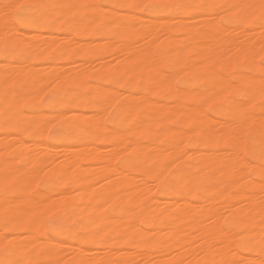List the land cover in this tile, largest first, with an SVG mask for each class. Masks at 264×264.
Returning a JSON list of instances; mask_svg holds the SVG:
<instances>
[{
	"label": "bare ground",
	"instance_id": "obj_1",
	"mask_svg": "<svg viewBox=\"0 0 264 264\" xmlns=\"http://www.w3.org/2000/svg\"><path fill=\"white\" fill-rule=\"evenodd\" d=\"M137 2L0 0V261L61 264V242L54 249L37 235L38 226L45 234L40 211L72 202L86 213L104 202L100 210L110 203L112 211L142 214L87 219L93 232L75 240L78 252L65 242L72 255L64 264L264 260V67L252 63L264 55V26L259 8L237 19L229 7L260 0H169L192 7L150 17L121 7ZM6 3L43 5L25 10L43 16L40 26L9 39ZM44 88L63 93L54 96L65 97L61 111L53 109L58 100L49 113L38 110L33 97ZM230 93L238 99L225 101ZM52 123L61 130L49 135ZM36 178L52 183L39 191ZM150 181L165 201L152 198ZM153 210L166 221H149ZM145 224L156 232H144ZM100 238L107 251L89 256L86 245Z\"/></svg>",
	"mask_w": 264,
	"mask_h": 264
},
{
	"label": "rangeland",
	"instance_id": "obj_2",
	"mask_svg": "<svg viewBox=\"0 0 264 264\" xmlns=\"http://www.w3.org/2000/svg\"><path fill=\"white\" fill-rule=\"evenodd\" d=\"M182 1H185V0H182ZM136 13L139 15V16H143V17H150L149 16V14L148 13H143V12H139V11H136ZM79 41L80 42H87L88 41V39L87 38H81V39H79ZM260 55V56H259ZM255 56V55H254ZM254 56H253V58H252V63L254 64L255 63V65H257L258 67H260V65L262 64V61H261V57L262 56H264V55H261V54H258L257 56H255L256 58H254ZM1 60H2V62H4V60L3 59H1L0 58V64H2L1 63ZM260 63V64H259ZM34 65H36L35 63H33ZM219 70L220 71H223L224 72V70L222 69V68H219ZM226 72H227V74L229 75V76H231L233 73H234V69H229V70H226ZM92 83H95L94 81H91ZM177 84H178V82H177ZM194 87V86H193ZM67 90H69V89H71L70 88V86H67V88H66ZM44 90H45V88H44ZM43 90V91H44ZM39 93H40V95H39V98L37 97L38 96V93H37V96L36 97H33V102H34V104L36 105V107L38 108V110L39 111H41V112H43V113H49L50 111H52V104L55 102V100L57 101L56 102V104L57 105H55V106H53V109L55 110V111H61V109L63 108L62 106H64L63 105V103L65 102V100H64V98L65 97H54V96H62V92L61 91H55L54 92V90H52V89H48V88H46V90L44 91V92H42V94H41V90L39 91ZM54 93V94H53ZM230 96H232V97H224V100L226 101V99L227 98H233V99H238V97H233L234 96V94L233 93H230L229 94ZM154 101H158V102H162V100H164L163 101V103L165 102V103H168V104H172V99L171 98H162V97H151ZM216 100L218 101V100H220V101H218L217 103H216ZM214 102H210V107H214L215 106V104L214 103H216V105H222V104H224V101H223V97H220V98H218V99H216ZM262 100H264V97L262 98ZM49 101V102H48ZM223 101V102H222ZM187 103L189 104V105H191V104H194L195 102L194 101H192V100H187ZM219 103V104H218ZM261 103V101H258V102H256L255 103V105H258V104H260ZM263 103H264V101H263ZM43 104H45V106H43ZM45 108V109H44ZM22 109L26 112L27 111V108H26V106L25 105H23L22 106ZM210 115L213 117V118H219L218 116H216V115H213L211 112H210ZM48 127L46 128L47 129V131H48V134L49 135H51V134H53V133H59L60 132V127L59 126H57V125H54L53 123L51 124V125H47ZM51 127V128H50ZM47 141L48 142H51V140H50V138L48 137L47 138ZM245 156H246V158H248V160H250V158H249V151L248 150H246L245 151ZM253 163V162H252ZM38 179V180H37ZM35 187L39 190V191H42V190H44L47 186H49L51 183H52V179L51 178H36V180H35ZM150 183H153V184H151V187H152V190L155 192V196L153 195L152 196V198H154L155 197V199L157 198V200L158 201H165L167 198H165V197H162L161 195H159V187H158V185L157 184H155L156 182H152V181H150ZM38 184V185H37ZM153 185V186H152ZM155 185H157V188H156V186ZM156 188V189H155ZM154 199V200H155ZM160 201V202H161ZM99 203H102L103 204V206H104V202H99ZM106 203H108V202H106ZM73 206V207H75L76 206V204H78L79 206H84L83 204H80V203H78V202H72V203H67V204H62V205H60V204H55V206L56 207H54L51 211L50 210H45V212H47L46 213V215H45V212L43 211V210H41L40 211V223H42V228H43V231H44V236H42V231H41V227L40 226H38V229H37V235H38V237H39V240L40 241H45V243L46 244H50L52 241L51 240H53L54 241V245H52L53 247H54V249H57V248H60V246H58V244H60V242H61V245L63 246L62 248L64 249L65 247H67V246H65V242H66V244H67V242H68V247H67V249L69 248L70 249V247L71 246H74V245H76L75 244V240H77L78 239V237H87V236H89V234H91V232H93V227H90L89 225H88V221L89 220H87V219H94V218H98V217H103V216H105V217H108V218H112V217H114V219H118L119 220V218H117V217H124V215L126 214H129L130 216H125V217H127L128 219H129V217L132 219L133 218V216L132 215H134V220L135 221H138V216H135L136 214H137V211H139V210H137V211H134L133 209H132V213L133 214H131L130 213V211L128 210V213H125V212H118V210L119 209H115V210H113L112 211V208H111V206L109 205V204H105V207H104V209H102V210H100V208L102 207L103 208V206H101L100 208H99V204H97L96 205V208L94 209V210H92V211H89L88 213H86V212H83V211H81L82 209H84V208H82L81 209V207L80 208H78V207H75V208H73L71 205ZM101 204V205H102ZM159 205H162V204H159ZM70 206V207H69ZM62 208V209H61ZM76 208H78V210L76 209ZM109 208H111L110 210H109ZM55 209V210H54ZM73 209V210H72ZM136 209V208H135ZM69 210V211H68ZM72 211H74V212H72ZM84 211H85V209H84ZM72 212V213H71ZM90 212H92V213H90ZM153 212V214L155 213V212H157L156 210H153L152 211ZM159 212V214H160V217L158 216V213H155V215H153L152 213H151V211L149 212V213H151V215L150 214H148V216H147V214L145 215L144 214V212H143V215H141L140 216V218H143L144 217V215H145V217L149 220V221H154V219H155V224H156V222L157 223H160V222H163L161 219L163 218V220L164 221H166V219H165V216L164 215H161V214H163L162 212H160V211H158ZM73 215L74 213V217L72 218V215ZM84 213H86V215L84 214ZM101 213H102V216H101ZM139 213L140 214H142L140 211H139ZM78 214V215H77ZM79 214H81L80 216H79ZM82 214H84V215H82ZM90 214L92 215V216H90ZM66 215H67V217H66ZM69 215H70V217H69ZM152 215H153V219L151 218L152 217ZM132 216V217H131ZM150 216V217H149ZM157 216V217H156ZM167 217V219H168V216H166ZM69 218V219H68ZM127 218H125V221L127 220ZM139 218V219H140ZM84 219V220H83ZM50 220V221H49ZM54 220V221H53ZM82 220H83V224H82ZM121 221H122V219H120ZM119 220V221H120ZM124 221V220H123ZM52 224H51V223ZM80 222H81V224H80ZM75 223H78V224H75ZM154 223V222H153ZM83 225L84 226V224H85V227H80V225ZM39 225H41V224H39ZM51 225V226H50ZM54 225H55V227L56 228H58V229H53V227H54ZM151 226H155L154 224H148V225H141V228H142V230L144 231V232H146L147 234H149L148 232H147V230L149 231V230H152V233H153V231H154V229H153V227L151 228ZM54 227V228H55ZM71 227V228H70ZM62 228V229H61ZM71 229V230H70ZM155 229L157 230V226L155 227ZM156 230L154 231V233L156 232ZM60 231H61V234H60ZM40 232V234H38ZM88 233V234H87ZM81 234V235H80ZM40 235V236H39ZM86 235V236H85ZM150 235V234H149ZM152 235V234H151ZM154 235V234H153ZM49 236V237H48ZM47 238V240H45ZM49 241H50V243H49ZM58 241V243H57V245H55V243ZM97 241V243L94 245V243H93V245H92V243L91 242H89L87 245H86V249H87V252H88V255H89V253L90 252H92V251H94V250H96V249H98L99 250V248H100V251H101V248H102V252H99V255L101 254V253H104V252H106L107 251V247L105 246V245H102V244H105L104 243V239H102L101 240V238L99 239V240H96ZM95 241V242H96ZM105 242H107V241H105ZM64 243V244H63ZM71 243V244H70ZM74 244V245H73ZM99 246H98V245ZM100 244L102 245V247L100 246ZM70 245V246H69ZM94 247V248H93ZM96 247V248H95ZM103 247H105V248H103ZM62 248L60 249V250H55L58 254H60L61 252H63V257H65V263H66V261H67V259L68 258H66V257H71V255H72V253H71V251H72V248H71V251L70 250H68L69 252H65L66 250L64 249V250H62ZM115 249L117 248V250H118V252H123L124 250H125V247H123V246H116V247H114ZM114 248H112L113 250H114ZM89 249H91V250H89ZM103 249H105L104 251H103ZM173 249V248H172ZM172 249H171V252L169 253V255H172L173 253H175L177 250H175V249H173V253H172ZM73 250H74V252L76 251L75 250V246L73 247ZM1 251V250H0ZM58 251H61V252H58ZM76 252H78V251H76ZM98 251H96V253H97ZM68 253H71V254H68ZM0 254H1V252H0ZM62 254V253H61ZM86 254V253H85ZM93 254V253H92ZM92 254L90 253V255L89 256H92ZM66 255V256H65ZM103 255V254H102ZM101 255V256H102ZM62 256H60L59 255V257L58 258H60V259H58V260H60V262H62L63 263V261L61 260V259H63V257ZM96 256H98V254L96 255ZM140 261V262H139ZM141 262H143V261H141V259H139L138 260V262H137V264H141ZM61 263V264H62ZM64 264V263H63Z\"/></svg>",
	"mask_w": 264,
	"mask_h": 264
},
{
	"label": "snow or ice",
	"instance_id": "obj_3",
	"mask_svg": "<svg viewBox=\"0 0 264 264\" xmlns=\"http://www.w3.org/2000/svg\"><path fill=\"white\" fill-rule=\"evenodd\" d=\"M3 15L5 17H10L14 20V23L10 26L6 23L4 26V32L9 39L20 40L21 36L19 32L21 29H29L34 27H39L43 16H38L36 14H27L25 12L26 9H38L44 7L43 5H23V4H15V3H6L3 6ZM121 7H126L135 11L143 12V13H156L163 11H184L192 7L191 5H187L180 2H169V0H153V2H141L130 3L121 5ZM204 7V6H198ZM211 7V6H208ZM231 9L235 11L237 19H243V15L250 10H254L259 8L261 10L260 19L262 22V26H264V0H260L259 5L253 4H236L229 6ZM223 19V18H222ZM5 50H7V42H5ZM262 64L264 67V56L261 57ZM245 120L242 118L238 125V131L235 135V139L237 143H240L243 139L241 133L243 130V124ZM261 157L264 159V149L261 151ZM261 174L264 175V164H262ZM7 244L10 245L12 241L8 238V236L3 237ZM5 249L7 250V245H5ZM0 264H20L18 260H3L0 261ZM227 264V262H225ZM260 264H264V260L260 262Z\"/></svg>",
	"mask_w": 264,
	"mask_h": 264
}]
</instances>
